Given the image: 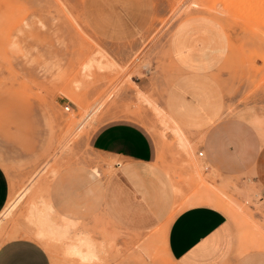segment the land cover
Returning <instances> with one entry per match:
<instances>
[{
  "label": "rangeland",
  "instance_id": "1",
  "mask_svg": "<svg viewBox=\"0 0 264 264\" xmlns=\"http://www.w3.org/2000/svg\"><path fill=\"white\" fill-rule=\"evenodd\" d=\"M86 1L0 0V163L11 179L0 213V243L27 236L47 249L52 264H116L117 230L104 215L79 221L54 207L53 216L69 221L72 230V237L60 242L40 235L32 210L52 203L49 184L58 173L81 168L106 178L117 161L125 163L94 150L91 139L102 125L130 120L146 130L153 143L151 163L176 186L174 213L198 203L218 207L233 223L224 264H264L263 190L253 181L239 186L245 181L241 175L216 183L219 172L197 154L203 150L201 137L188 136L183 116L166 107L172 79L180 73L170 45L189 68L210 62L191 53L188 34L198 29L197 43L217 51L207 75L225 94L223 117L244 122L264 142V0H125L126 31L146 25L123 41L92 31L84 16ZM114 2L124 4L92 0L88 7L111 8ZM185 78L192 83L186 86L191 95L211 92L195 77ZM177 87L183 92V85ZM169 219L170 208L163 226ZM153 231L146 234L154 241L150 250L143 237L130 250L144 249L146 264H175L162 246L164 228ZM78 232L97 242L95 261L67 253ZM245 254L249 261L240 260Z\"/></svg>",
  "mask_w": 264,
  "mask_h": 264
},
{
  "label": "crops",
  "instance_id": "2",
  "mask_svg": "<svg viewBox=\"0 0 264 264\" xmlns=\"http://www.w3.org/2000/svg\"><path fill=\"white\" fill-rule=\"evenodd\" d=\"M122 2L123 5L114 2V7L96 10L88 7L92 0L84 2L85 20L102 39L123 41L144 31L146 23L139 24L133 31H126L130 26L126 21L128 10L122 7L125 0ZM197 32L198 29H193L188 34L194 47L191 53L210 62L207 67L189 68L177 58L170 45L180 73L172 79L166 107L183 116L188 136L194 133L196 140L201 137L205 162L221 176L216 183L241 175L245 181L238 182L239 186L253 181L264 192V142L261 143L244 122L223 117L225 94L207 75L216 61L217 51L211 45L198 44L202 35ZM186 76L195 77L197 84L204 83L211 92L191 95L186 86L192 83ZM182 85L183 92L177 87ZM91 146L100 153L126 162L117 161L116 169L106 178L100 174L90 175L81 168L58 173L49 184L48 197L57 211L79 221L89 220L97 214L104 215L117 230L114 243L120 247L115 254L116 264H146L144 260L149 258L145 250H130L129 246L143 237L142 245H148L147 250H150L154 241L150 243L146 234L154 229L156 233L161 227L164 228L162 246L165 254L175 264H224L230 258L233 240L230 217L209 203L193 204L174 213L176 186L151 163L153 143L140 124L116 120L102 125L92 135ZM155 147L158 153L157 141ZM10 191L11 179L0 163V213L9 200ZM169 208L170 219L163 226ZM138 257L142 261H137ZM250 259L246 254L240 258L244 261ZM0 264H52V260L47 249L37 240L15 236L0 243Z\"/></svg>",
  "mask_w": 264,
  "mask_h": 264
},
{
  "label": "bare ground",
  "instance_id": "3",
  "mask_svg": "<svg viewBox=\"0 0 264 264\" xmlns=\"http://www.w3.org/2000/svg\"><path fill=\"white\" fill-rule=\"evenodd\" d=\"M53 208L54 205L52 203H46L43 209L39 207L34 208L32 210V217L41 226L40 235L42 237H48L52 241L63 242L65 239L72 237L70 222L60 221L54 217L52 214ZM81 234H76V239L68 244L67 253L78 256L85 262L95 261L100 256V248L97 242L92 240L87 234Z\"/></svg>",
  "mask_w": 264,
  "mask_h": 264
},
{
  "label": "built area",
  "instance_id": "4",
  "mask_svg": "<svg viewBox=\"0 0 264 264\" xmlns=\"http://www.w3.org/2000/svg\"><path fill=\"white\" fill-rule=\"evenodd\" d=\"M197 154L200 155V156L203 155V150H198ZM259 198L261 199L262 206L264 207V200H263V197L261 196V197H259Z\"/></svg>",
  "mask_w": 264,
  "mask_h": 264
}]
</instances>
